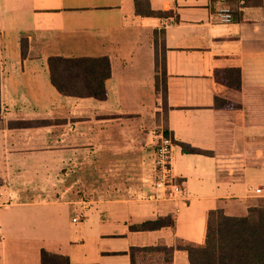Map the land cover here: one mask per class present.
I'll return each instance as SVG.
<instances>
[{
  "label": "crops",
  "instance_id": "crops-1",
  "mask_svg": "<svg viewBox=\"0 0 264 264\" xmlns=\"http://www.w3.org/2000/svg\"><path fill=\"white\" fill-rule=\"evenodd\" d=\"M49 55L106 56L105 96L57 92ZM227 67L238 68V88L226 85ZM160 132L173 142L181 198L152 185ZM260 199L264 0H0V264H39L40 248L69 264H129L133 245L214 244L217 207L240 215ZM63 205L79 234L63 230ZM166 213L172 226L128 227ZM171 264H187L185 250L174 248Z\"/></svg>",
  "mask_w": 264,
  "mask_h": 264
},
{
  "label": "trees",
  "instance_id": "trees-1",
  "mask_svg": "<svg viewBox=\"0 0 264 264\" xmlns=\"http://www.w3.org/2000/svg\"><path fill=\"white\" fill-rule=\"evenodd\" d=\"M254 3L257 0H243ZM25 38L20 39L23 53ZM154 88L161 95V114L164 117L167 105L165 100V69L162 48L157 50L153 41ZM48 78L54 89L66 95L91 96L102 99L105 96L104 79L109 75V61L106 56H61L49 55L46 58ZM223 78L227 86L239 87L237 67L223 68ZM215 97V102L224 106L225 99ZM21 125V122H16ZM166 133V130H163ZM183 152L205 150L178 142ZM172 226L170 213L147 218L130 224L131 230H147L161 226ZM174 248L186 252L187 264H264V199H260L240 215L226 214L221 208L215 210V243L207 244L176 238L173 244L156 243L143 246H129V264H171ZM39 264H69L65 255L44 248L39 249Z\"/></svg>",
  "mask_w": 264,
  "mask_h": 264
},
{
  "label": "built area",
  "instance_id": "built-area-1",
  "mask_svg": "<svg viewBox=\"0 0 264 264\" xmlns=\"http://www.w3.org/2000/svg\"><path fill=\"white\" fill-rule=\"evenodd\" d=\"M218 19L220 21L229 20L230 14L228 10L220 8L218 11ZM172 144L171 137L168 134L160 132L153 149L152 185L161 191L163 198H181L184 191L183 181L178 180L171 171L170 156ZM258 189L255 188V190Z\"/></svg>",
  "mask_w": 264,
  "mask_h": 264
},
{
  "label": "rangeland",
  "instance_id": "rangeland-1",
  "mask_svg": "<svg viewBox=\"0 0 264 264\" xmlns=\"http://www.w3.org/2000/svg\"><path fill=\"white\" fill-rule=\"evenodd\" d=\"M62 207H63V209H62L63 212H62V217L61 218H62L63 224L67 227L66 228V227L62 226L63 227V230L65 232H67L69 230L74 235L79 234L78 232H76L75 230L72 229V227L74 226L73 225V222H71L70 219H69L70 221H68V220L66 221V217H69V214H70V212L68 211V209H70V211H71V208L70 207L67 208L65 205H63ZM85 230H86V231H84L85 234L87 235V237H89L92 234V231H90V228L88 226L85 227ZM87 246L90 247V245L88 244V240H87Z\"/></svg>",
  "mask_w": 264,
  "mask_h": 264
}]
</instances>
